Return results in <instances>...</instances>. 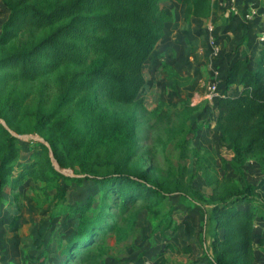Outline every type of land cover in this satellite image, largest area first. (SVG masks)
<instances>
[{
    "label": "trees",
    "instance_id": "obj_1",
    "mask_svg": "<svg viewBox=\"0 0 264 264\" xmlns=\"http://www.w3.org/2000/svg\"><path fill=\"white\" fill-rule=\"evenodd\" d=\"M167 1L0 0L8 12L0 33V212L6 189L31 180L55 191L56 205H64L60 213L74 221L64 242L58 229L34 226L27 247L31 263L90 260L96 249L103 255L106 234L117 229L108 210L126 214L138 200L156 208L170 199L165 181L132 164L137 115L114 110L138 105L145 65L174 21L162 8ZM174 1L184 7L185 23L212 16L213 0ZM256 52V58L248 53L229 63L222 97L213 104L220 141L232 146L235 168L252 155L264 159V45ZM156 114L169 119L165 111ZM179 114L186 121L191 109ZM25 134H38L43 142L25 143L18 136ZM68 169L74 175L63 172ZM85 182L96 191L68 202L67 184ZM254 190L233 186L207 197L184 185L179 195L193 205L207 197L214 230L211 250L184 264H255L254 225L264 219V202Z\"/></svg>",
    "mask_w": 264,
    "mask_h": 264
},
{
    "label": "rangeland",
    "instance_id": "obj_2",
    "mask_svg": "<svg viewBox=\"0 0 264 264\" xmlns=\"http://www.w3.org/2000/svg\"><path fill=\"white\" fill-rule=\"evenodd\" d=\"M236 3L239 6L238 1ZM257 4L263 5L264 0H257ZM181 7L174 0L162 6L174 15V21L167 24L161 44L145 65L147 83L138 105L114 109L137 115L138 156L132 164L143 167L160 182L165 181L171 197L156 208H150L152 204L138 200L126 214L108 210L117 229L106 234L105 244L102 245L104 254L100 255L101 250L96 249L95 259L75 260L70 264H97V261L98 264L192 262L211 250L214 230L206 216L211 207L207 201L208 195L220 188L223 190L249 184L255 187L254 195L264 202V159L260 161L258 156L252 155L241 167H233L236 164L233 161V148L220 141L213 104L204 99L199 102L206 95L210 83L205 80V85H199L190 77L193 65H206L204 62L208 60V65H213L223 57L222 54L217 60L210 59L207 36V25L212 23L217 28L220 23L211 20L191 26V29L189 25L196 22L185 23L183 18L176 21ZM226 9L227 18L234 21L236 14L230 8ZM257 10V16L251 20L238 17L236 32L239 34L230 41L233 47L258 45L257 38L264 34V28L261 10ZM225 12L222 10L220 13ZM7 16L8 12L0 2V33ZM184 107L191 109V116L186 121L179 114ZM159 111H165L169 119L160 120L156 114ZM18 136L25 143L30 140L43 142L38 134ZM23 148L27 149V145H23ZM50 155L53 157L52 153ZM63 172L74 175L70 169ZM188 184L207 196L200 200V206L179 195L184 185ZM42 187V184L26 180L16 190L6 189L0 212L1 261L12 257L22 259L24 256V263L29 264L30 247H27L34 226L44 224L58 229L63 242L72 234L74 221L66 220L60 213L64 205L57 206L55 191ZM66 188L70 203L85 200L96 191L90 182L80 186L68 183ZM169 215L173 219L171 226L168 225L171 221ZM220 233L222 237L223 232ZM57 241H54L51 249L57 247ZM253 247L255 264H264V219L255 221ZM54 261L51 259V263Z\"/></svg>",
    "mask_w": 264,
    "mask_h": 264
},
{
    "label": "crops",
    "instance_id": "obj_3",
    "mask_svg": "<svg viewBox=\"0 0 264 264\" xmlns=\"http://www.w3.org/2000/svg\"><path fill=\"white\" fill-rule=\"evenodd\" d=\"M240 9L242 10V15L244 16L246 13H249L253 10H257L260 9L261 12L263 10V5H259L257 4V0H237ZM231 4L229 2V0H213V13L211 18L208 21L211 20H215L216 22H219L220 24L217 26L216 28V33H217V37L218 40L222 46V54L223 57L217 62L214 63L213 65H208L209 64V60L208 62L206 61V63L204 62V64L206 65H193L190 68V77L192 79L193 82L199 84V85H205V80H207L210 84L214 83V82H218L221 85H223V81L225 79L226 73H227V69L229 66V63L234 60L235 58L239 57V58H245L248 53H252L253 54V58H256L257 56V49L258 46H261L260 44L258 45H251V46H240V48L234 52L235 46L233 47V45H231V39H235L237 38L239 33L236 32V29L239 26V20L238 17L240 18L241 15H236L237 17H235V20L233 21V19H228L227 18V12L228 10L226 8H230ZM222 10H225V14L220 13ZM183 18V19H182ZM243 18V17H241ZM184 21V8L181 7V12L178 15V17L176 18V21H180V20ZM195 24H191L189 25L190 28L195 27L197 25H201V24H205L207 23V21L204 22H200L198 20H194L192 21ZM221 23H223V25H221ZM247 24V23H246ZM241 28V27H240ZM193 29V28H191ZM193 31V30H192ZM195 35L197 36V32L195 33ZM208 48H206L207 50ZM205 50V52H206ZM219 64V65H217ZM232 91L234 93L239 92V88L238 87H233ZM202 99H204V97L199 99L202 101ZM211 105V103H209ZM215 113V111H214ZM216 114V113H215ZM219 131V130H218ZM220 136V133H219ZM26 257V256H25ZM30 258V256H29ZM24 256L22 257V259H18L15 257H12L8 260L5 261H1L0 259V264H25L24 263ZM31 259L29 260V264L31 263ZM33 264V263H31Z\"/></svg>",
    "mask_w": 264,
    "mask_h": 264
},
{
    "label": "built area",
    "instance_id": "obj_4",
    "mask_svg": "<svg viewBox=\"0 0 264 264\" xmlns=\"http://www.w3.org/2000/svg\"><path fill=\"white\" fill-rule=\"evenodd\" d=\"M230 2H231L230 10L236 15L238 14L241 15L245 19L251 20L253 19L254 16H257L258 14V10H253L249 13H246L243 16L241 14L242 10L236 3L237 1L230 0ZM260 18L263 21V28H264V6L260 14ZM207 36H208V44H209V49H210V59L217 60L222 55V46L218 40L216 28L212 23H209L207 25ZM257 43L260 45H264V34L257 38ZM221 97H222V90L220 89V85L218 82H214L210 84V86L208 87L207 93L204 96V100L208 101L211 104H214V102Z\"/></svg>",
    "mask_w": 264,
    "mask_h": 264
},
{
    "label": "water",
    "instance_id": "obj_5",
    "mask_svg": "<svg viewBox=\"0 0 264 264\" xmlns=\"http://www.w3.org/2000/svg\"><path fill=\"white\" fill-rule=\"evenodd\" d=\"M0 121H2V120H0ZM20 138V137H19ZM56 167L58 168V165L56 164Z\"/></svg>",
    "mask_w": 264,
    "mask_h": 264
}]
</instances>
